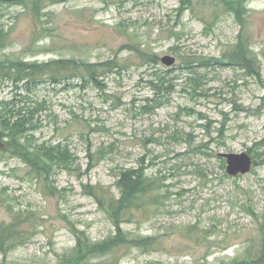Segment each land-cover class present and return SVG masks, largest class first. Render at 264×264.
Instances as JSON below:
<instances>
[{
  "label": "rangeland",
  "instance_id": "374dc122",
  "mask_svg": "<svg viewBox=\"0 0 264 264\" xmlns=\"http://www.w3.org/2000/svg\"><path fill=\"white\" fill-rule=\"evenodd\" d=\"M244 7L239 18L219 0H37L27 11L3 7L0 61L104 66L95 77L100 86L81 80L80 65L76 74L44 77L29 93L23 83L0 85V103L21 95L23 105L38 109L19 138L30 153L60 147L74 157L67 165L48 163L54 166L46 181L13 151H0V226L15 223L23 242L0 252V264H58L79 233L94 243L113 236L96 199L117 197L120 171L141 166L157 184L150 196L158 203L134 211L121 229L152 237L157 247L119 248L95 262L225 264L258 257L264 0ZM239 38L260 76L222 62ZM164 56L174 65L164 66ZM162 77L167 88L157 87ZM221 153H247L257 164L229 177Z\"/></svg>",
  "mask_w": 264,
  "mask_h": 264
},
{
  "label": "trees",
  "instance_id": "16d2710c",
  "mask_svg": "<svg viewBox=\"0 0 264 264\" xmlns=\"http://www.w3.org/2000/svg\"><path fill=\"white\" fill-rule=\"evenodd\" d=\"M219 1H221L226 12L231 11L238 18L245 8V2H247V0ZM4 36V33L0 34L1 50L5 47ZM249 52L246 43L239 38L233 53L225 57V60H222V62L229 66L240 67L252 76H260L259 68L255 67V61ZM212 61L218 65L217 60ZM208 62L200 63V65L206 66ZM111 64L109 63L108 65ZM79 65L83 73L81 80L85 84H96L100 86L95 77L98 75L99 68L104 65L76 64L70 61L53 62V64L41 66L24 63L22 61H0V85L3 82H11L17 88L18 84L23 83V88L29 93L44 77L49 76L58 79L63 72L76 74ZM163 76H165V73H163ZM165 81H167L166 78H159V81L157 80L159 86L157 87L161 89L163 87L167 88ZM17 97L20 99L18 102L11 100L10 103H0V134L8 139L5 150L13 151L14 156L21 159L22 162L33 170L32 172L44 175L47 181L48 174L54 165H67L74 157H72L69 150L60 147L46 149L43 146H37L34 149L39 150L30 153L28 148H25L19 142V138L21 140V137L31 130L32 119L38 109H32L30 106L23 105L22 100H26L21 95H15L14 98ZM20 103L22 104L21 106H19ZM41 110H43V106ZM54 161V165L48 164ZM256 164L253 161V165L256 166ZM115 186L118 190L117 197H102L101 199H96L114 227L115 232L113 236L108 237L103 242L94 243L85 237L83 233H79V236L77 235L75 237L76 241L71 253L60 260L58 264H119L116 261H111L110 263L95 262V259L103 257L106 254L114 253L119 248H135L144 252L156 249L157 242L154 238L130 237L121 229L122 222L125 220L130 221V217L134 215V211H140L145 206L158 203V199H151L152 191L157 186L156 182L145 176L144 168L141 166L137 170L127 169L120 171ZM93 196L95 197V194ZM80 235H83V237ZM21 245H23L22 235L18 232L15 223L6 227L0 226V252L6 253L14 246ZM225 264H264V248L260 251L256 259L234 260Z\"/></svg>",
  "mask_w": 264,
  "mask_h": 264
},
{
  "label": "water",
  "instance_id": "95a60500",
  "mask_svg": "<svg viewBox=\"0 0 264 264\" xmlns=\"http://www.w3.org/2000/svg\"><path fill=\"white\" fill-rule=\"evenodd\" d=\"M3 1H11V0H3ZM161 63L170 67L174 65L175 59L170 56H164L161 58ZM0 148H4V144L1 141L0 136ZM219 156L225 160L226 162V173L230 177H235L238 175H246L251 171L253 162L251 157L247 153H221Z\"/></svg>",
  "mask_w": 264,
  "mask_h": 264
},
{
  "label": "flooded vegetation",
  "instance_id": "af4514ba",
  "mask_svg": "<svg viewBox=\"0 0 264 264\" xmlns=\"http://www.w3.org/2000/svg\"><path fill=\"white\" fill-rule=\"evenodd\" d=\"M37 0H11V1H3V0H0V22L3 20V17H4V10H3V7L4 6H11V7H18V6H21L23 7L24 10L27 11V8L29 7V4H32L34 2H36ZM42 2V1H41ZM39 6H44L43 4L39 3ZM2 24L0 23V34L3 33L2 31ZM5 140V138H4Z\"/></svg>",
  "mask_w": 264,
  "mask_h": 264
}]
</instances>
